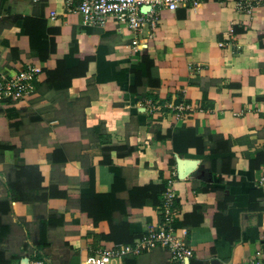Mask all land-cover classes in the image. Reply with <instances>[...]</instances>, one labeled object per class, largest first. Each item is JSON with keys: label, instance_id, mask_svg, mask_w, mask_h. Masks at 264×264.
<instances>
[{"label": "crops", "instance_id": "1", "mask_svg": "<svg viewBox=\"0 0 264 264\" xmlns=\"http://www.w3.org/2000/svg\"><path fill=\"white\" fill-rule=\"evenodd\" d=\"M160 15L157 29L134 34L113 22L84 27L61 0H0V71L43 70L29 102L0 104V264H86L158 227L168 191L192 264L264 254V165L252 166L264 151V0ZM15 16L31 20L30 32ZM81 57L85 77L48 88L46 71ZM180 102L195 112L177 118L170 107ZM21 166L43 177L37 190L29 171L28 203L10 191L26 180ZM168 261L155 249L110 264Z\"/></svg>", "mask_w": 264, "mask_h": 264}, {"label": "built area", "instance_id": "2", "mask_svg": "<svg viewBox=\"0 0 264 264\" xmlns=\"http://www.w3.org/2000/svg\"><path fill=\"white\" fill-rule=\"evenodd\" d=\"M39 1V0H36ZM69 14L78 15L84 27L106 26L113 22L118 30L127 28L134 34H140L144 28L155 30L161 23V10L176 11L187 6L197 7L203 0H61ZM240 9L251 11L249 1L240 2ZM57 11L50 13L56 20ZM41 66L31 64L17 72L0 71V104L12 105L26 103L35 94V83L42 74ZM181 119L195 112L192 105L180 102L170 107ZM151 112L162 110L151 106ZM161 224L151 228L131 244H116L112 248H101L86 260V264H110L115 260L140 257L155 249L165 250L169 254L168 264H190L195 257L194 249L188 243V232L177 227L179 207L176 195L168 191L164 194L160 209ZM20 264H47L37 257H27ZM250 264H264V254L257 252Z\"/></svg>", "mask_w": 264, "mask_h": 264}, {"label": "trees", "instance_id": "3", "mask_svg": "<svg viewBox=\"0 0 264 264\" xmlns=\"http://www.w3.org/2000/svg\"><path fill=\"white\" fill-rule=\"evenodd\" d=\"M14 22H17L19 20H25L27 25H26V31L27 33L30 32V25L29 22L31 21L30 19H24L22 18V16H15L14 18ZM90 61V58H86L84 59L83 57H81L80 59V63L77 66H72L69 67L65 61L63 62H59L57 68L54 71H46L47 74V80H46V84L48 86L49 89L52 88H57L59 87L61 84L64 87H70L71 86V82L73 79H76L78 77H85L88 71V62ZM5 149H12L11 147L9 148H5ZM130 152H133L132 149H130ZM264 165V151H260L257 153L255 159L252 161V166L255 169H259L261 166ZM29 171H31L32 173V178L37 180V190L41 189V184L43 181V177L41 176L38 168L36 167H29V166H21L20 168H18V173L17 176L20 179L19 176H26V180L23 181H17V183H13V185H11V194H12V201L13 202H24V203H28L31 200V198L29 197V192H30V180L28 173ZM13 188V189H12ZM163 191L167 190V185L162 188ZM163 201V199H162ZM161 206H162V202H161ZM160 206V209H161ZM238 238H236V240H238ZM236 240H231L232 243H234V241ZM193 260V259H192ZM192 260L190 262V264H192Z\"/></svg>", "mask_w": 264, "mask_h": 264}]
</instances>
